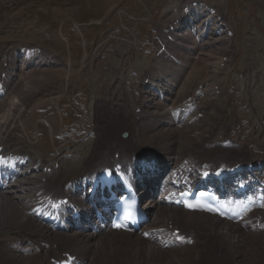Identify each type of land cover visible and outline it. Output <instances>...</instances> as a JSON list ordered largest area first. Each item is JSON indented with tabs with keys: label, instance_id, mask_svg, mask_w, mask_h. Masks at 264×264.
Returning <instances> with one entry per match:
<instances>
[{
	"label": "rangeland",
	"instance_id": "rangeland-1",
	"mask_svg": "<svg viewBox=\"0 0 264 264\" xmlns=\"http://www.w3.org/2000/svg\"><path fill=\"white\" fill-rule=\"evenodd\" d=\"M196 1L203 3L204 10L198 16L194 15L195 25L200 27L203 22H208L211 32L201 38L182 37L173 31L172 24L181 15L183 6L191 7L190 0H21L1 9L4 28L0 27V45L31 43L45 50L38 59L43 70L26 74L46 73L44 85L32 86L37 92L32 98L46 84L53 82V91H44L36 97L37 102L33 103L25 124H17L22 133L21 140L34 145L32 149L38 156L50 157L54 150L75 142L67 138L56 139L59 133L76 127L71 133L83 138L93 131L85 146H81L83 156L89 157L95 149L97 131L105 130L104 126L99 129L97 125L101 112L96 111V105L100 101L110 103L107 109L114 111L109 114L113 119L117 118L118 109L129 114L141 112V108L136 109L137 105L142 106V111L163 112L164 106L158 104L159 97L150 87L151 80L144 82L141 79L146 71L157 72L154 81L164 88L166 81L159 76L165 71L157 63L169 64L165 76L184 70L183 65L171 58L159 59L158 55L162 53L159 45L171 41L174 44L172 51L190 65L180 75L178 97L172 100L182 104L194 98L197 106L187 116L185 124H177L173 129L160 125L142 137L139 140L141 149L155 152L159 143H163L158 138H166L162 149L176 143L172 157L179 161L184 150L201 144L202 139L226 142L228 138L241 148H250L255 156L264 157V0ZM66 7L74 11L70 20L64 21L59 14L53 13V9ZM183 45L191 50L183 52ZM55 102L63 111L57 116L49 110L56 106ZM35 104L46 107L49 112L39 111ZM52 122L55 130L51 129ZM38 127L43 131V137ZM0 235V246L12 251L9 244L15 237ZM255 235L256 238L242 237L247 246L245 255L237 253L240 237L227 235L221 248L229 241L237 249L234 250L238 256L230 252L233 257H225L226 262L259 264L264 259V246L257 240L264 243V237L260 233ZM119 244L129 249L127 254L118 250L124 257L118 260L125 263L127 258L133 257L138 244ZM181 249L185 252H171L166 260L155 264H218L220 261V257L214 259L208 252L194 257L188 248ZM5 256L16 262L13 264H26L20 256L9 252ZM25 257L31 264L38 263L29 255ZM0 264L4 263L0 261ZM133 264H147V259Z\"/></svg>",
	"mask_w": 264,
	"mask_h": 264
},
{
	"label": "bare ground",
	"instance_id": "bare-ground-1",
	"mask_svg": "<svg viewBox=\"0 0 264 264\" xmlns=\"http://www.w3.org/2000/svg\"><path fill=\"white\" fill-rule=\"evenodd\" d=\"M15 1L21 0H2L0 3V10L7 5L11 6L13 3H15ZM195 1L196 0H190L191 4H193ZM219 6H222V4H219ZM219 6H216L218 10H220ZM175 21H177V19ZM2 22L3 21L0 19V27L4 28V23ZM191 31H193V28L190 26L189 33H191ZM34 47L36 49L38 48L36 46ZM4 48L8 49L7 43L5 44ZM22 48L25 47L23 46ZM44 51L45 50L38 49L39 56ZM5 56V63L7 65H4L3 61L0 60V80L2 79L1 74L5 73L6 80L8 81V91L6 94L7 97L5 96L6 98L4 97L5 99L0 101V144H3L5 147L2 152L8 151L29 156L31 152H28L26 149H21L22 152L17 151V148H15L16 146L11 144L12 140L15 138L14 132L16 131L13 127L15 126L14 124L17 120H20L21 122L26 121L29 116V111L34 105L33 103L37 102L36 97L44 91H50L53 82L51 81L42 89L40 88L42 91L32 98V95L37 93L34 88L36 86H42L46 83V73L35 72L28 76L26 74H29L32 71L43 69L34 67L28 61H24V59H18L19 57H15V60H13L11 54L6 53ZM233 59L230 58V60ZM157 64L161 66L163 71L166 72L165 68L166 66L168 67L169 64ZM170 64L174 65L173 63ZM183 65L189 64L185 63ZM26 70L28 71L26 72ZM181 70L183 69L181 68ZM165 72L163 73L165 74ZM183 72H186L185 67ZM146 75L151 76L153 75V72L143 74V80L145 79ZM169 76H171L169 78V82L170 80L172 82V85L169 84V90H171V88L174 86L175 79L173 80V74L170 73ZM32 86H34V88ZM189 93L190 90L186 93V96L187 94L189 95ZM176 97H178L177 91H175L172 99H175ZM26 100L27 103L30 101L29 104L26 103L27 105L25 104ZM160 103L165 108L163 112H160L159 110L154 112H146V110H143L140 113L134 112L133 114H129L122 109H118L117 118L113 119L110 112L114 113V111L108 112L107 109V106L110 103L108 104L106 102L100 101V103L96 105V111L98 113L101 112L99 114V118L97 119V125L99 129H103L102 126H104L105 130L97 131V141L94 145L95 149L93 148L94 151L91 152L92 154H89V157H87L88 155L84 156L78 162L72 158L64 159V155H61L60 158L64 159L62 161L63 168L58 169L57 171H55V169L51 175H46L43 173L37 174L36 170L39 168L38 163L28 166L27 175L21 176L15 183L12 184L10 188H8L6 191L0 192V233H2V235L4 233L17 236V239L20 240L22 247H26L28 246L29 242L41 238L47 244H49V246H45L43 248L45 252L59 255L61 252L72 251L74 254L83 257L85 260L87 259L88 264H133L134 262L140 263L144 259H147V264H155L158 261L166 260V252H176L180 250L181 254L184 253L185 251L181 248H188L194 257L202 255L203 253L201 252L204 250L211 249L214 253L212 255L214 259L220 257L218 264H231L226 262L225 257L227 255L228 258L233 257L232 254L230 257V252H233L235 256H238L235 254L234 249L236 248L231 246L229 241L228 243H225L224 247L221 248V244H224V242L227 240V235L229 234H232V236L235 234L240 237L241 245L240 248L236 250L238 254L245 255V248L247 246L242 241V237L253 236L256 238L257 235L255 234L259 233L264 237V231L259 232L254 229L248 230V228L246 230H241L237 225L228 222L222 224L215 216H210L205 213L185 212L181 209L162 207L158 204L156 199H153V201L148 205L151 208L153 215L151 223L152 226L164 225L169 228V225L171 224H180L184 229L182 234L190 235V232L194 234L196 239V244L194 246L185 245L183 247H176L173 249L170 248L163 251L160 248L154 246L149 241H144L139 234L134 236L125 232L111 231L107 234L96 237L94 234H83L72 231L54 232L50 229H46V226H42L34 217L28 214L30 205L33 204L34 199L38 198L40 191L46 192L53 190V193L56 194L63 193V183L68 180L77 179L83 175L92 174L98 168V166H108L110 163H115L113 167L118 168L130 166L134 160L135 155L133 154H136L141 149V143H139V140H141L142 137L148 135L149 132L158 129L160 125L162 126V124H169V122L172 120L166 109L167 104L161 101L158 102V104ZM35 106H37L38 109H41L40 107L42 105L35 104ZM56 107L55 109L51 108L54 115L58 112V108ZM104 111H107V113H104ZM48 112L49 111H46L45 113ZM52 129H56V126L53 124V122ZM124 132L129 134L127 138L122 136ZM158 139L163 141V143L166 141V138ZM209 142L211 141L208 138L204 140L202 139L201 144L197 143L192 145L190 148L188 147L182 152V154H184L183 158L188 155H195L198 158V165H200L199 169H215L217 167H228L234 166L236 164L241 165L254 162L253 159H250V151L247 150L246 147L241 148L238 146L236 148L229 149L222 147L214 148L208 145ZM163 143H159V146L157 147L159 153L161 155L167 154V157H165L166 162H175L176 159L172 157V151H175L173 144L176 143H171L170 145L167 144L168 147L166 150L162 149ZM116 153H119L118 157L115 156ZM42 166H45V164ZM43 175L46 176V180H42ZM240 231L251 234H244ZM121 241L126 242V245L138 244L135 247L133 257L127 258L124 261L125 263H121L120 260H118V258H124L118 250H124L123 252L127 254L129 249L122 247L119 244ZM257 241L259 244L264 246V243L261 240ZM55 244H57V247L52 246ZM229 248L231 250H229ZM5 250L8 251L9 254L20 256L26 261V264H31L30 260L24 255H19L14 251H9L3 246H0V254L2 255V257L0 256V261L4 264L16 263L5 256L8 255V252ZM41 250L42 248H39V252ZM259 264H264V259H261Z\"/></svg>",
	"mask_w": 264,
	"mask_h": 264
},
{
	"label": "clouds",
	"instance_id": "clouds-1",
	"mask_svg": "<svg viewBox=\"0 0 264 264\" xmlns=\"http://www.w3.org/2000/svg\"><path fill=\"white\" fill-rule=\"evenodd\" d=\"M53 13L59 14L64 21L70 20L74 15V11L71 7H66L64 9H53Z\"/></svg>",
	"mask_w": 264,
	"mask_h": 264
}]
</instances>
